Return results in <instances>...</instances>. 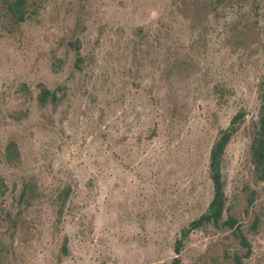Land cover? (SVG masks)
Returning a JSON list of instances; mask_svg holds the SVG:
<instances>
[{
    "label": "rangeland",
    "instance_id": "obj_1",
    "mask_svg": "<svg viewBox=\"0 0 264 264\" xmlns=\"http://www.w3.org/2000/svg\"><path fill=\"white\" fill-rule=\"evenodd\" d=\"M13 1L0 0V264H264V0H27L22 22ZM240 112L223 218L177 256Z\"/></svg>",
    "mask_w": 264,
    "mask_h": 264
},
{
    "label": "trees",
    "instance_id": "obj_2",
    "mask_svg": "<svg viewBox=\"0 0 264 264\" xmlns=\"http://www.w3.org/2000/svg\"><path fill=\"white\" fill-rule=\"evenodd\" d=\"M27 0H14L10 3L9 9L10 12L14 15L16 22H22L26 17V6ZM77 50H79V43L72 44ZM262 95H261V114L259 117L258 128L256 131V137L251 146V158L253 165L255 167L256 175L259 180H264V75L262 78ZM52 97V100H58V96L51 94L49 90L43 89L40 94L41 103L45 104L48 100V97ZM244 113H238L231 121V126L220 132L218 139L214 143L211 152H210V178L213 184L214 196L212 201L209 204L208 211L206 214L202 215L199 219L193 221L190 226L181 234V238L177 240L175 245V253L177 256L180 253V250L183 246V241L186 237L193 231L201 228L205 224H214L215 226L219 225L220 221L224 215L225 208V193L223 190V181H222V158L225 152L227 145L229 144L233 134L236 131L238 123L243 120ZM1 194V193H0ZM226 225L231 228L234 227V221H227ZM243 246L249 247L248 242L243 237L241 239ZM239 264L240 261H238ZM172 264H180V259L177 257L173 260Z\"/></svg>",
    "mask_w": 264,
    "mask_h": 264
},
{
    "label": "flooded vegetation",
    "instance_id": "obj_3",
    "mask_svg": "<svg viewBox=\"0 0 264 264\" xmlns=\"http://www.w3.org/2000/svg\"><path fill=\"white\" fill-rule=\"evenodd\" d=\"M262 106V105H261Z\"/></svg>",
    "mask_w": 264,
    "mask_h": 264
}]
</instances>
